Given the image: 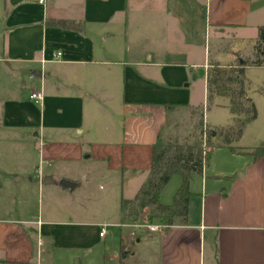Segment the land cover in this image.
<instances>
[{"label":"crops","instance_id":"1","mask_svg":"<svg viewBox=\"0 0 264 264\" xmlns=\"http://www.w3.org/2000/svg\"><path fill=\"white\" fill-rule=\"evenodd\" d=\"M252 1L0 0V264H33V240L77 250L92 246V232L103 239L101 226L127 225L121 202L134 200L147 180L152 147L176 136L178 123L197 110L196 84L208 99L213 65L254 61V50L237 47L227 46L229 60L219 56L225 43L253 41L245 34ZM243 74L256 118L228 144L213 143L241 118L230 113L227 97L208 99L220 123L202 114L215 148L200 174L188 173L187 216L160 232L134 230L130 250L120 234L130 260L205 264L207 245V264H264V156L242 152L264 147V61L244 66ZM32 93L41 100L30 99ZM97 179L106 182L98 186L108 189L105 199L119 196L108 224L76 208L90 199ZM60 180L74 187L60 189ZM25 183L66 196L75 219L67 226L28 221L24 206L10 215L7 197L23 203ZM83 214L89 217L77 218Z\"/></svg>","mask_w":264,"mask_h":264},{"label":"rangeland","instance_id":"2","mask_svg":"<svg viewBox=\"0 0 264 264\" xmlns=\"http://www.w3.org/2000/svg\"><path fill=\"white\" fill-rule=\"evenodd\" d=\"M163 4L166 3V0H161ZM253 9L250 16V26L245 31L248 38H253V41L241 42V41H233L231 43L223 44V51L219 53L220 60L226 61L229 60L230 57L224 56L227 50V46L237 47L240 49H249V51L254 50V46L256 44V39L258 36V28L264 27V0H253ZM197 17V15H196ZM257 23V24H256ZM256 24V25H254ZM200 32L201 36L204 33V15L200 14ZM207 31V30H206ZM229 32L230 30L227 29ZM226 31V32H227ZM246 37V38H247ZM239 62V61H238ZM194 105L197 106V110H193L190 113V117L188 120L181 121L178 123V127L180 126V130L177 131L176 136L169 135L168 138L164 135L161 139V143L166 145H195L201 147L203 151L208 150V146L206 142H210V132L203 127V117H208L209 123H220V119L215 118L214 112L212 111L211 101L205 98H202L201 93V85H197L194 87ZM240 118H243L240 116ZM224 124V122H221ZM213 143H221L223 140L219 139V137H211ZM220 140V141H219ZM211 144V143H210ZM215 148V146H213ZM213 147L210 148L213 150ZM222 149H215L214 154H219ZM216 156V155H215ZM34 160V159H33ZM214 164V163H213ZM218 164V163H217ZM213 166V165H212ZM212 169V167H211ZM106 182L101 179H97L93 183L92 194L90 195V199L86 198L81 207L79 205L76 207L78 210L87 209L90 213L94 212L96 219L93 220L98 223H111L113 220V212L117 206L119 201L118 195H113L111 197L104 198V194L108 192V189L99 190L98 186L102 185L105 187ZM181 185V177L173 176L168 182L167 186L163 189L162 194L160 196V203L163 205H168L172 202V198L177 191V189ZM24 190V202L20 200H12V197H7V202L11 205L13 212H10V215L13 214L16 217V210H21L22 206H24V210L22 211L23 217L25 220L35 222L37 219L39 220H53L58 224L69 225L70 221L75 219L70 213L71 203L66 196H60L56 193H53L52 190L45 186L28 185L25 183L23 185ZM126 192L130 191V189L126 186ZM129 189V190H128ZM132 190V188H131ZM122 197L129 198L130 196L126 194ZM0 202L2 201V196H0ZM153 207L147 206L145 208H140L138 202L135 200L128 201L123 208L124 222L127 227H116L111 225L105 226V237L103 239H99L96 241L94 232L91 233L90 245H85L77 250H68L67 248L62 247L58 248L56 246H51L47 241H40L37 244L35 240L32 242L31 249V258L33 259V264H115L116 259L120 258L119 253V238L120 234L124 241H128L125 243V249L130 250L131 244L134 245V240L136 239V235L134 232V236L130 235V231L132 229L131 226L145 224L148 222L149 214ZM75 209V210H77ZM102 210V211H101ZM89 214V213H88ZM86 214H83L81 218H87ZM7 218V217H6ZM155 224L157 221L154 220ZM130 225V226H129ZM129 226V228H128ZM131 227V229H130ZM26 230L33 231L32 226L25 225ZM69 229V227H66ZM99 230V227H98ZM89 246L91 248H89ZM205 264H207V259H209V255L207 253V245L205 246V254H204ZM99 261V262H98ZM149 262V261H148ZM119 264V263H118ZM120 264H142L140 261L130 260L128 256H124L121 258Z\"/></svg>","mask_w":264,"mask_h":264},{"label":"trees","instance_id":"3","mask_svg":"<svg viewBox=\"0 0 264 264\" xmlns=\"http://www.w3.org/2000/svg\"><path fill=\"white\" fill-rule=\"evenodd\" d=\"M52 25L74 29L72 23L52 22ZM254 61L244 62L242 65L221 67L213 65L207 73L208 99L212 96L227 97L230 101L229 111L234 116H242L236 120L232 128L223 134V143L228 144L232 138H238L246 123L256 118V110L250 99L246 97L247 83L244 78V66H260L264 61V27L258 29V36L254 46ZM207 151L195 145H166L158 141L152 147L151 167L145 183L135 197L140 208L153 207L148 218L149 224L171 226L175 218L185 220L191 193L188 191V173L195 170L199 174L209 158L210 148L206 142ZM234 151L233 149H231ZM253 157L264 156V147L242 150ZM173 176L181 177V185L175 192L172 202L163 205L159 202L162 189ZM128 201L122 200L121 208ZM124 245L120 238V260L125 256Z\"/></svg>","mask_w":264,"mask_h":264},{"label":"built area","instance_id":"4","mask_svg":"<svg viewBox=\"0 0 264 264\" xmlns=\"http://www.w3.org/2000/svg\"><path fill=\"white\" fill-rule=\"evenodd\" d=\"M39 4H43L44 0H38ZM60 56V53H57L55 55L56 59H58ZM30 99H34L36 101H40L41 100V94L40 93H32L30 95ZM203 169V168H202ZM119 227H124L122 225H118ZM127 227V226H125ZM133 228V231L131 232V236H134V230L137 229H144L146 231V233H155V232H160L162 226L159 224H149V223H145V224H139V225H133L131 226ZM106 234L105 232V225L101 226L100 232L98 234V236L100 238L104 237Z\"/></svg>","mask_w":264,"mask_h":264},{"label":"water","instance_id":"5","mask_svg":"<svg viewBox=\"0 0 264 264\" xmlns=\"http://www.w3.org/2000/svg\"><path fill=\"white\" fill-rule=\"evenodd\" d=\"M239 63H242V61L239 60ZM213 135H214V133H213ZM58 187H59L60 189L63 190V189H67V188H73L74 185L71 184V183H69V182L66 181V180H60V181L58 182Z\"/></svg>","mask_w":264,"mask_h":264}]
</instances>
